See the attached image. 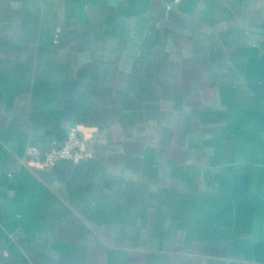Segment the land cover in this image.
<instances>
[{
  "label": "crops",
  "instance_id": "0c3cea01",
  "mask_svg": "<svg viewBox=\"0 0 264 264\" xmlns=\"http://www.w3.org/2000/svg\"><path fill=\"white\" fill-rule=\"evenodd\" d=\"M0 264H264V0H0Z\"/></svg>",
  "mask_w": 264,
  "mask_h": 264
},
{
  "label": "built area",
  "instance_id": "2783aa9c",
  "mask_svg": "<svg viewBox=\"0 0 264 264\" xmlns=\"http://www.w3.org/2000/svg\"><path fill=\"white\" fill-rule=\"evenodd\" d=\"M166 8L170 9V4H167ZM26 154L44 170L52 169L56 161L60 159L78 163L87 157L85 140L74 126H67L65 128L62 140L54 147L43 153H40L36 148H28Z\"/></svg>",
  "mask_w": 264,
  "mask_h": 264
}]
</instances>
